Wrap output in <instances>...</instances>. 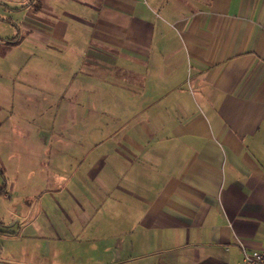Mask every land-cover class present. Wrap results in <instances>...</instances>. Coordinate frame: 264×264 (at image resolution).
<instances>
[{
    "label": "crops",
    "instance_id": "1",
    "mask_svg": "<svg viewBox=\"0 0 264 264\" xmlns=\"http://www.w3.org/2000/svg\"><path fill=\"white\" fill-rule=\"evenodd\" d=\"M15 110L66 198L34 208L0 178V264H241L264 248V0H0V140Z\"/></svg>",
    "mask_w": 264,
    "mask_h": 264
},
{
    "label": "rangeland",
    "instance_id": "2",
    "mask_svg": "<svg viewBox=\"0 0 264 264\" xmlns=\"http://www.w3.org/2000/svg\"><path fill=\"white\" fill-rule=\"evenodd\" d=\"M60 115L61 119L65 116L64 109L60 110ZM33 117L34 116L31 115L20 116L19 111L15 110V118L12 119V126L14 127L12 130L13 132L11 131L6 140H0V169L2 168V170H0L2 171V173L0 172V178L7 183L8 193H10L9 196L12 199H16L19 196L24 198L27 197L32 207L35 208V206L40 205L42 199L54 197L63 200L66 198L64 194L66 191L61 189L59 196L51 193V179H48L47 175L49 177L51 175V164L53 159L51 160V158L44 157L43 160H41L42 158L36 156L37 153L35 154V150L38 149V147L40 149L41 146H44L46 140H44L42 133L34 127L35 125L32 121ZM20 118L25 122L22 123ZM19 126L23 127L25 131L22 130V133H20L16 130V128L19 129ZM4 127L5 126H1L0 133L4 132ZM80 128H82V126ZM64 141L63 144H69L68 140L64 139ZM79 142L75 150L79 151L78 154L80 157H77V155L75 157L72 156V153L70 154L68 152L67 147H64V149L61 148V151L64 150L62 154L70 155L68 158H60V168L67 171L69 170V172H65L66 174L61 176V185H66L68 183L69 177L74 170L73 167L84 162L87 153L83 151V141ZM49 143L52 142L49 141ZM44 161L48 162L49 165H46ZM63 162L67 166L63 165ZM41 167H43L42 171L40 169L35 172L34 169H39ZM48 169H50V172L47 171ZM12 187L13 190L11 189ZM66 256V254L61 255V259L63 260H61L60 263L68 260Z\"/></svg>",
    "mask_w": 264,
    "mask_h": 264
},
{
    "label": "built area",
    "instance_id": "3",
    "mask_svg": "<svg viewBox=\"0 0 264 264\" xmlns=\"http://www.w3.org/2000/svg\"><path fill=\"white\" fill-rule=\"evenodd\" d=\"M241 264H264V248L261 250L243 248V261Z\"/></svg>",
    "mask_w": 264,
    "mask_h": 264
}]
</instances>
